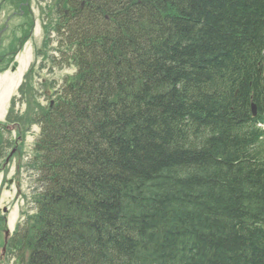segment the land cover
Segmentation results:
<instances>
[{"label":"trees","instance_id":"obj_1","mask_svg":"<svg viewBox=\"0 0 264 264\" xmlns=\"http://www.w3.org/2000/svg\"><path fill=\"white\" fill-rule=\"evenodd\" d=\"M58 9L77 74L30 102L43 189L17 264H264V0Z\"/></svg>","mask_w":264,"mask_h":264},{"label":"rangeland","instance_id":"obj_2","mask_svg":"<svg viewBox=\"0 0 264 264\" xmlns=\"http://www.w3.org/2000/svg\"><path fill=\"white\" fill-rule=\"evenodd\" d=\"M24 60L25 61L21 62V68L17 73L15 74L9 73L6 76L0 77V122L5 121L10 100L12 99L13 96L16 95L17 89L23 81V76L27 68V60L26 59ZM31 61H33V59ZM33 140L34 137H31L29 139L28 146L26 147V151H28L29 153H30V149H32L33 146L32 145ZM12 173H14V168ZM24 176L27 178L26 173H24ZM26 178L24 179L25 182L22 183V187H21L22 191H20L22 197H20L19 200L17 199L19 193L16 191L18 193L17 194L14 189L6 194L7 203H9L12 206V208H14L15 210V214H16L15 221L18 219L20 211L23 210L27 211L29 196L35 189L33 184H30V180L27 181ZM28 207L33 208V206L31 205H29Z\"/></svg>","mask_w":264,"mask_h":264}]
</instances>
